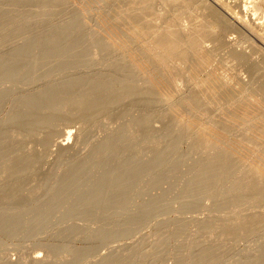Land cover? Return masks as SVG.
I'll list each match as a JSON object with an SVG mask.
<instances>
[{
    "label": "rangeland",
    "instance_id": "obj_1",
    "mask_svg": "<svg viewBox=\"0 0 264 264\" xmlns=\"http://www.w3.org/2000/svg\"><path fill=\"white\" fill-rule=\"evenodd\" d=\"M231 16L264 0H0V264H264V26Z\"/></svg>",
    "mask_w": 264,
    "mask_h": 264
},
{
    "label": "bare ground",
    "instance_id": "obj_2",
    "mask_svg": "<svg viewBox=\"0 0 264 264\" xmlns=\"http://www.w3.org/2000/svg\"><path fill=\"white\" fill-rule=\"evenodd\" d=\"M219 5H220V4H219ZM220 7H221V6H220ZM223 8H224V7H223ZM224 10H225V9H224ZM4 11H6V10H4ZM225 16H226V15H225ZM236 16H237V15H236ZM231 17H232V16H231ZM229 19H230V18H229ZM229 19H228V21H229ZM230 21H231V20H230ZM233 22H234V26L237 25L236 27H237V28L240 27V28H242V30H243V29H245V30H250V29H251V30H253V31H254V30H259V29H260V25H261V24H260L261 22H259V23H256L255 21H254V22H250V20L248 21L247 18H246V20H244V19H241L240 17H235V16L232 17V23H233ZM262 26H264V25H263V22H262L261 28H262ZM184 27H185V26H184ZM184 29H186V28H184ZM262 29H263V28H262ZM6 30L8 31V29H6ZM260 30H261V29H260ZM263 30H264V29H263ZM96 32H97V31H96ZM187 32H188V31H186V33H187ZM250 32H252V31H250ZM188 33H190V32H188ZM57 34H58V32L56 33V35H57ZM60 34H61V32H60ZM51 36H53V35H51ZM58 36H60V35L58 34ZM61 36H62V35H61ZM257 36H258V35H257ZM54 37H55V35H54ZM93 37H94V36H93ZM93 37H92V38H93ZM95 37H96V36H95ZM51 38L53 39V37H51ZM51 38L49 37V39H51ZM58 39H59V38H58ZM60 40H61V37H60ZM259 40H260V39H259ZM51 41H52V40H51ZM56 41H59V40L56 39ZM56 41H55V42H56ZM230 41H231V39H230ZM1 42H2V41H1ZM3 42H5V41H3ZM53 42H54V39H53ZM56 43H57V42H56ZM4 44H5V43H4ZM0 45H3V43H2V44L0 43ZM4 46H5V45H4ZM4 46H3V47H4ZM1 48H2V47H1ZM1 64H2V62H1ZM4 64H5V63H4ZM1 67L5 68L6 66H5V65H4V66L1 65ZM5 91H6V89H0V95L3 94ZM20 92H21V91H20ZM11 93H12V92H11ZM11 93H10V94H11ZM18 94H19V93H18ZM36 95H37V94H34V93L31 95V98H32V99H31V102H32V103L30 104V103L28 102V107H32L33 104H35L34 107L37 106V103H36V102H38L39 97H38V95H37V96H36ZM17 96H18V95H17ZM39 96H40V95H39ZM35 114H36V112H35L34 110H32L31 112L29 111V113H28V115H27L28 118L26 117V118H27L26 121H24V117H21V116H20V117L17 116L18 118H17L16 116H12V118H11L10 120H16V125H17V126H18L19 120H20V121H23V124H22V126H20V127H21V128H23V127H28V126L30 125V123L32 122V118H33V116H34ZM19 118H20V119H19ZM22 119H23V120H22ZM18 127H19V126H18ZM109 134H110V133H109ZM109 134H106L107 136H106V135H103L104 137H101V138H102V139H100L101 141L99 140L100 142H98V143H100V144H98V145L95 147V148H97V150H100V151H101V148L103 149L104 146L107 147V145H108L109 143L111 144V142L114 141V140L112 141V139H111L112 135H110L111 137H108ZM71 135H72V134H70V136H71ZM25 136H26V135H25ZM25 136L22 137L21 134L19 133L20 140H21V139L23 140V138H25ZM73 136H74V135H73ZM105 136H106V137H105ZM27 137H28V136H27ZM74 138H75V137H74ZM110 139H111V141H110ZM22 140H21V141H22ZM75 140H76V139H75ZM75 140H74V141H75ZM74 141H73V140H70L69 137H68V138L63 137L62 139L55 141V142H54L55 150H56V149L58 150V152H57V151H55V152L60 153V150H63V152L67 150V152H69L70 149H71V151H72V149H73L74 147H76V146H75V143H77L76 141H75V143H74ZM104 144H105V145H104ZM106 144H107V145H106ZM110 144L108 145V147H109V146L111 147ZM112 144H113V143H112ZM103 145H104V146H103ZM102 146H103V147H102ZM10 147H12L11 144H10ZM106 147H105L104 149H109L108 151H111L110 149H111L113 146H112L111 148H108V147L106 148ZM18 148H19V147H18ZM78 148H79V147H78ZM80 148H81V147H80ZM81 149L83 150V148H81ZM81 149H76V150H75V148H74V151H77V150H78V153H80L79 150L81 151ZM104 149H103V150H104ZM114 149H115V148H114ZM94 150H95V149H94ZM103 150H102V151H103ZM10 151L13 152V148H11ZM19 151H21V150H18V152H19ZM108 151H107V150H106L105 152L103 151L104 153L98 151V155L95 156V157H96L95 160H94V155L97 154V152L94 153V155H92L93 158L91 159V157H90L92 163H91V161L89 160V158H88V159L86 158V160L83 159L82 163L85 162V163H83V164H81L80 161H77V158H76V157H77L78 155L76 156V155H75L76 152H75V153H74V156H75V157H73V158H74L75 161H77V163L80 162V164H81L80 166H77V167L75 166V168H76L77 170H79L78 172H80V170H82V169L85 171V170L87 169V167H86V166H87L86 161H88L89 163L93 164V165H91L92 167L95 166L94 164H97V166H98V160H99V162H100V156L102 157V155H103V154L105 155V153H108ZM61 152H62V151H61ZM63 152H62V153H63ZM112 152H113V151H112ZM191 152L196 154V152L194 151V149H192ZM7 153L10 154L9 149H8L7 152H5V156H4V157H8V156H7ZM70 153H71V152H70ZM72 153H73V152H72ZM21 154L24 155L22 152H21ZM76 154H77V153H76ZM92 154H93V152H92ZM110 154H111V153H110ZM162 154L164 155L165 153H161V155H162ZM189 154H190V157H191V155H193V154H191V153H189ZM0 155L2 156L3 154H0ZM19 155H20V154H19ZM26 155H28V154H26ZM26 155H25V156H26ZM104 155H103V156H104ZM163 155H162L161 158H163ZM9 156H12V155L10 154ZM2 157H3V156H2ZM98 157H99V159H98ZM0 158H1V157H0ZM9 158H10V157H8V159H9ZM18 158H19V157H18ZM22 158H23V160L25 159V157H23V156H22ZM75 158H76V159H75ZM122 158H123V160H124L125 157H123V155H122V157H121V155H120V160H121V161H122ZM130 158H131V157H130ZM130 158H129V160L132 159V161H133L134 158H133V157H132L131 159H130ZM192 158H193V157H191V159L189 158V159H190V160H189L190 163H191V161H192ZM195 158H196V156H195ZM3 159H4V158H3ZM3 159H0V160L2 161ZM97 159H98V160H97ZM101 159H102V158H101ZM196 159H197V158H196ZM196 159H193L194 161H192V162H195V161L197 162ZM223 159H224V158H223ZM5 160H6V159H5ZM9 160H10V159H9ZM12 160L14 161V157L11 158V160H10L11 163H12ZM20 160L22 161V159H19V161H20ZM74 160H73V163H74ZM81 160H82V159H81ZM118 160H119V159H118ZM120 160H119L118 162H116V165H117L118 167H120V165H118V163L120 162ZM125 160H126V159H125ZM125 160H124L123 163H126ZM134 160H136V159H134ZM220 160H221V159H220ZM220 160H219V161H220ZM3 161H4V160H3ZM17 161H18V159H17ZM132 161H131L130 163H128V164H125V165L122 164V165L124 166V167H122V170L125 169V167H126V169H127V165H128L129 167H131V168L133 167V170H134V169L136 168V166H135V168H134V166H130V165H129V164L132 165ZM151 161H152V160H151ZM153 161H154V160H153ZM219 161H218V162H219ZM222 161H223V160H222ZM222 161H220V163H222ZM7 162H8V160H7ZM96 162H97V163H96ZM127 162H128V161H127ZM133 162H135V161H133ZM159 162H160V161H159ZM218 162H217V163H218ZM8 163H10V162H8ZM11 163H10V164H11ZM73 163H72V164H73ZM89 163H88V166H89ZM109 163H110V164H109ZM150 163H151V165H153L152 162H150ZM208 163H209V162H208ZM13 164H14V163H13ZM99 164H100V163H99ZM119 164H120V163H119ZM136 164L139 165V162H138V163L135 162L134 165H136ZM210 164H211V162H210ZM210 164L207 165V164L205 163V164H203L202 168H199L195 163H194V165L191 164L192 166H191L190 169H192V172H190L191 170L189 171L190 173H193V175L191 174V176H192V178H191V180H190L191 185H190V182L188 183L189 180L187 179L188 181L186 180V182H187L188 185H190V187H189V189H188L189 192L186 191L187 189L185 190L186 193L189 194V196H188L189 198L187 197V198L189 199V200L187 199V200H188V204L185 203V205H190V206H192V207H189L190 209H193V206H194V209H195V205H197V202H198V199H199L200 193L203 192V190H204L203 179L205 178V176H207V177H206L207 179H205V180H208V179H209V177H208L209 174L206 173V171H207V169H208L209 167L213 168L212 166H210ZM214 164H216V163H214ZM226 164H227V162H226ZM226 164H225V165H226ZM75 165H77V164L75 163ZM78 165H79V164H78ZM108 165H111V162H108ZM155 165H156V163H155ZM155 165H154V166H155ZM157 165H160V164L158 163ZM211 165H213V164H211ZM217 165H218V164H217ZM91 166L88 167L89 169H87V171H88V170H91V169H90ZM101 166H102V165H101ZM117 166H115V169H113V171L118 170V168L116 169ZM154 166H153V168H154ZM215 166H216V165H215ZM215 166H214V167H215ZM155 167H156V166H155ZM218 167H219V166H218ZM94 168L96 169V167H94ZM97 168H99V166H98ZM120 168H121V167H120ZM131 168H130V169L128 168V170H129L131 173H133V177H131L132 174H130V175L128 174V175H129L130 178L132 179V178L135 177L134 174L136 173L135 171H137V170H134V171L132 172ZM150 168L152 169V166H150ZM158 168H159V167H157V169H158ZM220 168H222V167L220 166ZM225 168H226V166H225ZM76 169H74V170H75L74 172H76ZM92 169H93V168H92ZM126 169H125V171H126ZM151 169H150V170H151ZM154 169H155V168H154ZM188 169H189V168H188ZM209 169H210V168H209ZM209 169H208V170H209ZM213 169H214V168H213ZM83 170H82V171H83ZM120 170H121V169H120ZM122 170H121V171H122ZM128 170H127V171H128ZM219 170H220V169H218L217 171H219ZM221 170H223V171H222V175H223V173H224V168H222ZM221 170H220V171H221ZM263 170H264V169H263ZM106 171H108V172H112V171L107 170V169L105 170V172H106ZM127 171H126V172H127ZM152 171H153V170L149 171V173L152 174ZM157 171H158V170H157ZM115 172H116V171H115ZM115 172H114V173H115ZM122 172H123V171H122ZM122 172H121V173H122ZM9 173H10V172H9ZM114 173H113V175H114ZM117 173H118V174H121L120 172H117ZM117 173H116V175H117ZM127 173H129V172H127ZM210 173H212V172H210ZM226 173H227V172H226ZM226 173H225V174H226ZM10 174L12 175V173H10ZM106 174H109V173L106 172V173L103 174V176H104V175L106 176ZM110 174H111V173H110ZM110 174H109V175H110ZM122 174H123V173H122ZM124 174H126V173L124 172ZM139 174H140V173L138 172V173L136 174V176L138 175V177L141 178ZM153 174L155 175V173H153ZM217 174H218V173H217ZM8 175H9V174H8ZM11 175H10V176H11ZM116 175H115V176H116ZM263 175H264V173H263ZM22 176H24V175H22ZM125 176H127V174H126ZM213 176H215V175L213 174ZM6 177H7V176H6ZM8 177H9V176H8ZM8 177H7V178H8ZM20 177H21V176H20ZM20 177H19V178H20ZM25 177H26V176H25ZM95 177H96V180H97V181L99 180V178H101V177H97V176H95ZM95 177H94V178H95ZM107 177L109 178L108 175H107ZM119 177H120V176H118V178H117V176H116V178H117L118 180H120ZM138 177H137V179H138ZM187 177L189 178V174H188ZM210 177H212V175H211ZM219 177H220V173H219ZM261 177H262V176H261ZM9 178L11 179V177H9ZM9 178H8V179H9ZM110 178H114V177L111 175ZM121 178H122V176H121ZM130 178H129V179H130ZM135 178H136V177H135ZM135 178H134V180H135ZM220 178H221V177H220ZM222 178H223V177H222ZM224 178H226V176H224ZM262 178H264V176H263ZM8 179L5 178L4 182H5L6 180L8 181ZM89 179H90V178H89ZM91 179H92V178H91ZM123 179L125 180L126 177H124ZM123 179H122V180H123ZM129 179H128V178L126 179V180H128V183H130ZM212 179H213V178H212ZM212 179L210 178L209 180L212 181ZM96 180H94V181H95V183H94L95 185H94L93 187H96V182H97ZM100 180H101V179H100ZM122 180H120L121 183H122V184L124 183V185H126V184H125L126 181L123 180L124 182H122ZM138 180H139V179H138ZM216 180H217V179H216ZM224 180H226V179H224ZM90 181H91V180H90ZM101 181H102V180H101ZM220 181H221V179H220ZM98 182H99V181H98ZM131 182H132V180H131ZM135 182H136V180H135ZM222 182H224V181H222ZM5 183H7V182H5ZM128 183H127V185H128ZM234 183H235V182H234ZM234 183H233V184H234ZM98 184H100V183H98ZM132 184H133V183H132ZM217 184H218V183H217ZM118 185H119V183H118ZM124 185H121V186H124ZM152 185H153V184H152ZM152 185H151V187H152ZM188 185H187V186H188ZM119 186H120V185H119ZM185 186H186V184H185ZM90 187H91V186H90ZM156 187H157V185H156ZM152 188H153V187H152ZM185 188H186V187H185ZM187 188H188V187H187ZM135 189H136V188H135ZM156 189H157V188H156ZM156 189H155V190H156ZM86 190L89 191L90 189H86ZM91 190L93 191V189H91ZM91 190H90V191H91ZM95 190L97 191V189H95ZM95 190H94V192H96ZM97 196L99 197V196H102V195H100V193H99V195H98V191H97ZM100 198H101V197H100ZM206 198H207V196H206ZM141 199H142V197L140 198V200H141ZM143 199H145V198L143 197ZM136 204L139 205V204H142V203H141V202L139 203V202L137 201ZM136 204H134V205H136ZM204 204H205V203H204ZM185 205H184V206H185ZM143 206H144V205H143ZM154 206H155V205H154ZM131 207H132V212H133V209H137V208L134 207V206H131ZM137 207H138V206H137ZM151 207H153V205H151ZM186 207H187V206H186ZM186 207H185V208H186ZM202 207H203V205H202ZM205 207H206V204H205ZM128 208H129V207H128ZM141 208H142V207H141ZM187 208H188V207H187ZM138 209H139V208H138ZM127 210H128V209H127ZM129 210L131 211V209H129ZM148 210H150V209H147V211H148ZM130 211H129V212H130ZM135 211H136V210H135ZM147 211H146V212H147ZM120 212H121V211H120ZM126 212H127V211H126ZM0 213H1V212H0ZM123 213H124V212H123ZM123 213H122V214H123ZM6 214H7V213H6ZM8 214H9V213H8ZM122 214H120V215H122ZM129 214H130V213H129ZM124 216H125V215H124ZM204 217H205V216H204ZM204 217H203V218H204ZM204 224H206V223H204ZM207 224H209V222H208ZM202 226L204 227V225H202ZM222 233H223V232H222ZM203 244L206 245L207 243H203ZM203 247H204V246H203ZM201 257H202V256H201ZM45 258H46V257H45ZM49 258H50V255H49ZM198 258H199V257H198ZM62 259H64V257H63ZM194 259H197V257L194 258ZM200 259H201V258H200ZM204 259H205V257H204V258L202 257V260H203V261H205ZM14 260H15V259H14ZM31 260H32V263H33V264H45V260H46V259H43V258H41V257H39V256H33ZM200 261H201V260H200ZM11 262H15V261H11ZM49 262H50V261H49ZM193 262H194V261H193ZM201 262H202V261H201ZM201 262H200V263H201ZM205 262H206V261H205ZM259 262H261V261H259ZM203 263H204V262H203ZM46 264H47V262H46ZM61 264H62V262H61ZM66 264H67V263H66Z\"/></svg>",
    "mask_w": 264,
    "mask_h": 264
}]
</instances>
